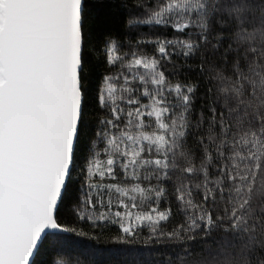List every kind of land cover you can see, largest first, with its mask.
I'll list each match as a JSON object with an SVG mask.
<instances>
[{
  "label": "snow or ice",
  "instance_id": "snow-or-ice-1",
  "mask_svg": "<svg viewBox=\"0 0 264 264\" xmlns=\"http://www.w3.org/2000/svg\"><path fill=\"white\" fill-rule=\"evenodd\" d=\"M108 2L128 40L89 0H0V264H101L105 239L264 264V0ZM144 25L183 39L149 53Z\"/></svg>",
  "mask_w": 264,
  "mask_h": 264
},
{
  "label": "trees",
  "instance_id": "trees-1",
  "mask_svg": "<svg viewBox=\"0 0 264 264\" xmlns=\"http://www.w3.org/2000/svg\"><path fill=\"white\" fill-rule=\"evenodd\" d=\"M157 2L161 6L167 3V0H148V3L155 7ZM90 4L95 5V10L93 12V18L95 25L103 30H115L117 34L123 36L125 40H128V36H125L126 29L123 27V16L115 11L114 6H111L108 0H89ZM129 3H132V0H129ZM137 14L144 12V9H134ZM133 39L131 43L134 45L136 43L135 37L138 35L142 37V41H147L144 44L146 50L151 53L155 46L157 39L163 42L165 39L181 38L182 35L173 30L170 25H144L138 32H132L129 34ZM127 49H125L126 51ZM171 50V49H170ZM158 55V53H157ZM191 64V69L184 65L183 60H177V65L181 71V78L192 80L197 78V68L195 62H189ZM174 71V69H169ZM79 175V174H77ZM115 183L116 181H105ZM171 191V189H170ZM107 199V198H105ZM199 199V197H197ZM138 205L140 202L137 201ZM171 208L172 215L169 218V221L162 222L168 230L177 227L180 223L184 222L186 217L184 215L185 209L179 206L178 201L174 196H169L162 200L159 205V210L164 211L168 208ZM113 210H116L115 208ZM123 211V209H119ZM133 212L136 211H148L149 208L147 205H140L137 209H130ZM97 212L107 211V208H101L100 205H97ZM187 211L190 213L191 208H188ZM144 235H147V228L144 230ZM149 247H145L142 244H137L135 246H123V245H114L109 242L107 239L102 241L97 245L99 249L98 255L95 257L96 260L100 261L101 264H140L141 261L151 260L153 264H164L166 260L165 253H167L172 248L178 247L176 244L171 242H157L153 243L152 241L147 242ZM159 252V255H154V253ZM58 261L61 258H57Z\"/></svg>",
  "mask_w": 264,
  "mask_h": 264
}]
</instances>
